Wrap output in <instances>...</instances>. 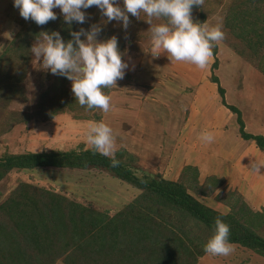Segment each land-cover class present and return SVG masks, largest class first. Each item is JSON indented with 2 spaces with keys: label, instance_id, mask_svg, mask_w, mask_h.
<instances>
[{
  "label": "rangeland",
  "instance_id": "rangeland-1",
  "mask_svg": "<svg viewBox=\"0 0 264 264\" xmlns=\"http://www.w3.org/2000/svg\"><path fill=\"white\" fill-rule=\"evenodd\" d=\"M116 3L123 8V0H116ZM53 11L64 20L59 8ZM83 11L88 19L81 28L90 31L93 25H98L101 28L96 37L98 41L116 36L122 60L128 68L124 78L117 80L116 87L105 89L111 96L110 112L80 106L72 94V82L65 77L63 82H57L59 97L54 103L55 108H61L54 118L46 119L47 113L38 105L39 97L53 84L56 75L45 69L42 58L37 60L31 50H18L31 20L20 16L14 0H0V158L7 154L53 149H89L85 133L91 122L88 124L85 120L106 121L116 136V159L130 166L138 176L160 175L180 182L188 194L223 214L219 198L234 189L240 172L237 168L252 169L254 159H260L264 153L255 141L248 140L253 148L244 149L234 140H225L227 147H234L237 154L243 149L248 154V149L252 148L249 158H244L243 164H233L236 169H231L218 160L220 148L216 146V136L223 132L228 115L236 119V127L229 129L233 127L232 122L228 129L239 141L247 140L242 136L239 118L244 122L245 132L264 135V0H204L202 7H193L194 22L209 27L219 24L225 33L224 39L213 49L216 55L213 54L203 70L190 63L171 62L166 54L153 57L149 51L151 26L143 13L139 19L129 14L130 24L125 30L120 22H107L95 6ZM160 22L163 21H152L153 25ZM43 36L33 40L32 46ZM81 39L86 40V37L82 35ZM21 55L29 60L27 66L21 61ZM22 70L25 73H21ZM215 76L219 83L212 81ZM219 85L225 90L223 96ZM228 106H236L240 114ZM136 112L139 117H132ZM203 131L214 135L212 143L201 141ZM220 142L224 144L223 139ZM234 148L227 149L226 159H238L234 158ZM23 181L63 194H68L66 189L71 181V185L80 186L84 182L85 187L99 186L97 190L90 189V194L93 192L99 201L112 205L104 211L109 216L120 212L142 192L102 167L89 166L81 170L14 168L0 180V205ZM243 181L236 188L248 183ZM221 190L219 197L217 192ZM247 196L250 205L261 210L253 222L254 229L260 228V236L264 237V207L257 208L258 199L251 194ZM221 219L228 220L227 217ZM107 228L115 230L111 240L106 242L114 247L118 227L110 223ZM107 245L103 250H95V255L91 253L94 258L83 259L87 264H116L118 248L112 247L109 251ZM232 246L234 252L229 256L206 253L199 258L198 264H259L252 258L254 254L240 245Z\"/></svg>",
  "mask_w": 264,
  "mask_h": 264
},
{
  "label": "trees",
  "instance_id": "trees-1",
  "mask_svg": "<svg viewBox=\"0 0 264 264\" xmlns=\"http://www.w3.org/2000/svg\"><path fill=\"white\" fill-rule=\"evenodd\" d=\"M82 26L75 22L69 25L58 16L44 26L30 21L18 50L27 52L33 40L44 33L59 32L67 42L72 39L71 32L79 31ZM21 57L27 66L29 60L25 55ZM21 73H25L24 70ZM64 78L56 75L53 84L39 97L38 105L47 113L46 119L54 118L61 108H55L54 103L59 97L57 82H63ZM212 81L219 83L217 76ZM218 90L223 96L224 88L219 85ZM229 108L240 114L236 106ZM239 121L242 136L254 140L264 150V135L245 132L244 122L240 118ZM89 166L114 173L117 178L142 190L141 195L104 221L100 214L91 217L88 210L73 207L65 194L23 181L0 205V264H55L58 259L66 264H87L85 259L94 258L91 253L95 255V250L105 249L106 242L111 240L115 230L107 228L110 223L118 227L116 244L114 247L107 245L109 251L112 247L118 248L116 264H198L199 258L206 254L204 245L213 234L217 217L228 218L225 222L230 226L231 244L240 245L255 255L252 258L257 263L264 264V237L260 236V228L254 229L253 222L261 210L254 209L234 190L223 197H220L222 190L218 193L219 200L226 206L222 214L188 194L180 182L160 175L138 176L121 161L119 166L112 167L108 157L94 153L91 148L4 155L0 158V180L14 168L84 169Z\"/></svg>",
  "mask_w": 264,
  "mask_h": 264
},
{
  "label": "clouds",
  "instance_id": "clouds-1",
  "mask_svg": "<svg viewBox=\"0 0 264 264\" xmlns=\"http://www.w3.org/2000/svg\"><path fill=\"white\" fill-rule=\"evenodd\" d=\"M204 0H123V8L116 0H14L24 20H31L44 26L57 19L55 8H59L65 22L84 24L87 21L85 9L97 7L107 22H120L125 30L129 27V14L141 18L143 13L151 31L150 53L153 57L166 54L171 62H186L199 69H205L213 57V49L225 37L222 26L194 22L193 7H202ZM153 19L163 21L153 25ZM101 31L93 25L90 31L81 28L72 31V39L65 42L59 32L44 33L43 39L30 49L37 60L42 58L43 67L53 75L64 76L71 83L76 102L87 109H100L108 113L111 96L105 89L116 87L123 79L128 64L122 60L116 36L103 41L96 39ZM86 40H82L81 36ZM86 143L94 153L108 157L112 167L116 159V136L113 129L104 122H93L86 129ZM200 139L206 144L214 141L212 133L203 131ZM264 160L254 159L251 168L260 172ZM230 226L220 217L214 221L212 236L204 245V252L211 256L227 257L234 252L229 241Z\"/></svg>",
  "mask_w": 264,
  "mask_h": 264
},
{
  "label": "crops",
  "instance_id": "crops-1",
  "mask_svg": "<svg viewBox=\"0 0 264 264\" xmlns=\"http://www.w3.org/2000/svg\"><path fill=\"white\" fill-rule=\"evenodd\" d=\"M155 63H157V62H155ZM133 114L134 115H132V117H139V112H136V113H133ZM129 116L130 115H128V117ZM228 117H229L228 123L223 124V127H224L223 132L222 133L219 132V134L216 136V146H217L218 149L220 148L219 151H218L219 152L218 153L219 154L218 160L223 165H225V167L226 166H230L231 169L232 168L236 169V167H232V165L233 164H236V163H238L240 165L243 162V159L244 158H249V152H251V149L253 148V146L249 145V142H247V141L249 140V141H251L253 143L254 140L247 139L246 141H242V140L239 141V139H236V135L235 134H233V133L230 134L229 129H232V128L236 127V119L233 116H230V115H228ZM89 122L93 123L95 121L85 120V123H88L89 124ZM232 122H234L233 127L229 128L228 127V124L229 123L232 124ZM104 123H107V122L105 121ZM231 131L235 133L234 130H231ZM221 139L224 140V144H221V142H220ZM225 140H234V141L240 143L238 145L239 147L244 146V149L248 148V146H251L252 148H249L248 149V151H249V152H247L248 154L245 153L246 151L244 152V149H243V151L240 150L238 152V154H237L236 153L237 150H235V148L232 147V148H234V152H235V157L234 158H238V159L237 160H234V161H230L229 159H226L225 158V155H228L227 154V149H229L227 147V145L225 144ZM232 148H230L229 150L231 151ZM260 160H264V153L260 157ZM81 169L82 168H78V170H81ZM240 169H241L240 167L237 168V171H240V172H238L239 173L238 174V177L234 181L235 187H234L233 190L235 192L241 194L245 198L246 201L249 200V197L247 195H250L251 194V196L256 197L258 199L256 201V203H255L256 204V207L258 208V206H260V205L264 207V192L262 191V189L264 187V180L261 181V179H264V166L261 167L260 172H256V171H254L253 169H250V168H247V169L244 168L243 170H240ZM70 176L73 177V173H70ZM216 176L218 178H221L222 177V176L219 177V175H216ZM248 179H249V181H248ZM243 180L248 181V183L246 185L239 186V188H236V186H238L239 183H241V182L244 183ZM71 182H73V181H71ZM71 182L68 185V188L66 189V190H68V194L65 193V195L67 194L66 196L69 199L68 200L69 201V204H72L73 207L77 208L80 211H82V210L83 211L88 210V212L90 213V216L91 215L94 216L96 214H98V215L100 214L103 217L104 221H105L107 219V217L109 216V214L108 213L106 214V212H104V211H105L106 208H108V207H110L112 205L111 204H104L103 202L99 201L97 199L96 195L93 194V192L90 194V189L91 190H94V189L97 190L96 188L99 187V186L94 187L92 185H86V187H87L86 188L85 186H83V185L86 184L84 182H82V184H80V186H78L76 183H74L73 185H71ZM98 182H100V181L98 180ZM92 184H93V182H92ZM81 188H85L89 192H82V191H80ZM59 193H62V192H59ZM217 193H219V192H217ZM82 196L84 197V201L82 200L83 199ZM98 203L101 204V206H99ZM222 206H223V204H222ZM222 208L225 209L226 206H223ZM90 210L91 211H94V213L90 212ZM97 227H99V226H97ZM94 232H95V230H94ZM109 241H110V239H108V242ZM104 245L105 244H102V246H104ZM62 263H65V262L62 259H58L55 264H62Z\"/></svg>",
  "mask_w": 264,
  "mask_h": 264
}]
</instances>
